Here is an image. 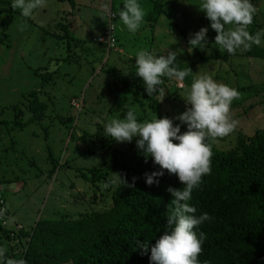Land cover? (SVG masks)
<instances>
[{"label":"trees","instance_id":"1","mask_svg":"<svg viewBox=\"0 0 264 264\" xmlns=\"http://www.w3.org/2000/svg\"><path fill=\"white\" fill-rule=\"evenodd\" d=\"M65 2L69 4L70 9L75 8L74 0H57V3L61 5ZM150 2L151 12L146 14L141 25L144 23L143 29L151 25L152 35L156 23L163 15L170 20L172 18V21L181 17L177 11L181 1L151 0ZM251 2L257 11L252 23L247 26V31L255 34L257 30L264 29V5L259 6L260 0H251ZM111 3L114 17L118 18V13L113 10V0ZM0 4L3 3L0 2ZM5 4L8 3L3 5ZM167 5L168 9L164 10ZM9 11V16H11L14 10L10 8ZM72 13L68 11L67 15ZM189 14L192 16L185 20L182 27L174 23L175 32L170 39L172 46L169 50L176 51L178 68L188 67L193 73L207 72L210 75L213 74L212 78L217 80L220 75L214 72V64L225 63L231 67L246 58L258 63L262 62L264 65V37L259 45H252L246 50L238 49L229 54L213 43L215 32L209 28L206 34L209 44L205 50L191 49V46H188L189 36L200 27H207L209 21L198 9ZM70 17L72 16H68L69 19ZM69 19L59 20L53 24L51 30H46L45 33V36L56 45L55 47L59 44L66 45V52L63 54L58 52V57L50 56L52 59L48 60L47 64L33 65L28 68L38 79V89L24 95L25 102L0 109V116L8 110L13 113L11 120L2 119L0 125L21 131L29 125L41 124L42 120H46L45 118H49L47 120L52 123L54 121L61 124L69 123V127L73 125V118L63 117L56 111L54 99L47 92V89L52 90L55 87L54 81L59 62L70 63L73 54L75 55L74 62L79 63L80 56H77V53L81 48L75 46L74 51L71 50V46L80 41L71 36ZM28 21L31 25L34 24L33 21ZM7 27L8 23L2 24L0 45H4L8 39ZM142 28L134 34L131 33L135 37L134 41L140 38ZM103 29L99 34L100 38L105 37L106 30L103 31ZM118 37L117 28H115L112 47L96 42L101 48V54L99 57L94 55L90 65L88 62L90 75L99 77L105 73L110 75L111 72L119 71L112 68L108 72L105 69L107 63L104 62V59L106 61L108 54L112 52L114 45H118ZM166 52L156 49L153 53L161 55ZM128 61V65L131 61L133 62L131 74L114 76L125 96L113 106L116 110L113 118L122 117L126 110L125 105L130 106L131 103L140 106L142 113L137 116L141 122L150 120L154 113L157 118H172L185 110L186 105L183 98L193 73L186 76L182 82L164 77L161 87L164 88L166 95L159 102L158 96L146 94L143 82L135 75V55L129 57ZM50 66L53 69H50ZM237 73L235 75L241 78ZM229 78L228 71L222 77L224 84L229 83ZM244 78L247 79L245 75ZM177 82L183 83L182 89L180 85L178 89L176 88ZM230 85L239 92V97L233 100L230 107L236 108L244 100H252L249 108L260 106L264 110V85L262 83L250 82L242 86L236 80L235 86ZM72 101L79 117L80 114L86 115L84 113L87 111L95 112L90 110L89 103L82 101L79 110V102ZM110 103L102 105V112L97 116L104 120H107V117L112 118L111 113L114 109L105 108ZM164 104L169 105L171 110L162 114V108L167 106ZM70 107L73 109L72 106ZM97 125L100 126V123ZM184 130V126L181 125V132ZM254 130L252 136L237 138L236 146L228 150L217 149L208 140L212 146L210 172L202 177L189 201L196 207L197 215L207 212L211 217L210 220L198 226L199 231L205 234L202 252L198 255V259L202 262L206 261L207 264H264V125ZM99 131L101 133L90 135L97 144L96 147L86 152L82 151L80 154L95 155L99 150L107 149L109 152L106 153L100 165L74 168L70 166L69 161L59 164V159L53 156L51 148L47 145L45 148L46 161L50 166L45 173H39V176L45 174L46 179L50 180L57 169H73L79 182L70 183L69 189H76L77 192L82 189L77 197H79L78 200L83 199L79 201L81 204L88 202L89 211L75 212L73 215L59 214L52 219H39L34 226L26 230L16 224L14 230L5 224L7 213L0 194V209L3 210V214L0 215V248L7 249L5 250L6 259L23 258L26 264H149L148 255L141 254L140 250L135 248V242L147 241L150 246L155 243V239L165 230L166 216L173 207L172 197L166 189L169 186L178 188L181 185L176 176L168 174L167 170H164V175L158 178V184L147 185L145 174L158 170L159 166L153 164L150 157L146 159L136 148L135 138L132 142H116L104 135L103 128ZM44 133V140H47V133L45 131ZM30 166L34 164L30 163ZM115 175L123 183L120 184ZM18 179V176L10 179L0 177V185L7 182L15 183ZM102 185H104V191H100L97 197L92 196L93 190H100ZM97 202L103 205L100 206ZM2 222H4L3 225Z\"/></svg>","mask_w":264,"mask_h":264},{"label":"rangeland","instance_id":"2","mask_svg":"<svg viewBox=\"0 0 264 264\" xmlns=\"http://www.w3.org/2000/svg\"><path fill=\"white\" fill-rule=\"evenodd\" d=\"M150 1L140 0L141 6L145 10V16L151 12ZM172 1L182 2L177 10L181 17L172 21V18L170 20L166 15H163L156 23L153 35L150 33L152 26L147 25V28L144 26L143 29V23L140 27L143 30L140 31L138 41H134V35L126 32L119 17L113 21L118 26L119 43L114 45L108 56L106 55L107 60L104 59V62L107 63L105 69L108 72L112 68L119 71L111 72L110 75L105 73L97 77L90 75V68L87 64L89 62L90 65L94 55L99 57L101 54V48H98L93 40H97L94 35H97L108 21L109 4L106 0H74V9H70L66 2L61 5V3H57V0H46L45 6L34 9L29 18L22 17L19 9H13L14 12L9 16L11 0H0L3 4L8 3L0 4V36L2 35V24L8 23L6 32L8 39L4 45H0V109L25 102L24 95L38 89V79L28 68L33 65L47 64L48 60L52 59L50 56L58 57V52L61 54L66 52V45L59 44L55 47L53 41L45 36L46 30H51L54 23L62 19L68 20V16H72L69 19L71 25H69V31L71 36L79 40L80 43L72 44L71 50H74L75 46L81 48H77L79 51L77 56H80L79 63L74 62L75 55L72 53L70 63L59 62L57 66L59 69L56 70L54 81L55 87L52 90L47 89L50 97L54 99L56 111L63 117L73 118L71 127H69V123L61 124L55 121L52 123L47 120L49 118L42 120L41 124L29 125L21 131L11 130L10 126L0 125V177L6 179L19 177L15 183L7 182L0 185V194L7 213L5 224L8 228L15 230L17 224L26 230L34 226L39 219H52L59 214L73 215L75 212L89 211L88 202L81 204L79 201H83V199L78 200L79 197H77L82 189L78 192L76 189H69V185L79 182L73 169H57L50 180L46 179L45 174L39 176V173H45L50 166L46 161L45 148L47 145L51 148L53 156L59 159V164L69 161L70 166L74 168L100 165L106 153L109 152L107 149L99 150L95 155L80 153L96 147L97 144L90 135L100 132L99 130L103 128L104 124L114 117L116 110L113 106L125 96L114 76L131 74L133 62L131 61L128 65V58H131L140 49L153 50L152 52H155L156 49L162 51L171 49L170 39L175 32L174 23L182 27L185 20L192 16L189 13L198 9L200 4V0ZM113 2V10L118 13L123 0H113ZM259 3V6L264 5V0H260ZM167 9L168 5L164 7V10ZM65 10L73 13L67 15ZM28 20L33 21L34 24L31 25ZM25 24L27 26L21 30V26ZM244 59L231 67L225 63L214 64V72H218V76L220 75L216 81L224 84L222 77L229 71L230 78L227 83L229 86H231L230 84L235 86L236 80L242 86L250 82L264 85L263 63H258L253 59ZM50 67L53 69L52 66ZM239 72L243 73L247 79ZM236 73L240 74L241 78H238ZM179 85L182 89L183 83L177 82V89ZM43 100L45 99L43 98ZM72 100L79 102V110L82 101H84L86 104L89 103L90 110L95 112L87 111L84 113L86 115L80 114L79 117ZM251 101L244 100L236 108L230 107V114L237 121V125L227 136L209 139L215 148L220 150L234 148L237 138L252 136L255 128H261L264 125V110L260 106L249 108ZM108 103H110L109 106L105 108L111 107L114 110L111 113L112 118L107 117V120H104L97 114L102 112V105H108ZM125 106L134 108L139 116L142 113L139 105L131 103L130 106ZM170 110L171 108L167 105L162 108V114L170 112ZM12 118L13 113L10 110L0 116V120H11ZM97 123H100V126ZM44 131L47 133V140H44ZM30 163H33L34 166H30ZM103 186L100 190L94 189L92 196H99L100 191H104ZM97 204L103 205L100 202ZM3 224L4 222H2Z\"/></svg>","mask_w":264,"mask_h":264},{"label":"clouds","instance_id":"3","mask_svg":"<svg viewBox=\"0 0 264 264\" xmlns=\"http://www.w3.org/2000/svg\"><path fill=\"white\" fill-rule=\"evenodd\" d=\"M45 3L46 0H11V8L19 9L22 17L29 18L34 9L44 7ZM111 6L112 3L108 14L113 13ZM198 10L204 13L209 25L200 27L189 36L188 46L191 49L205 50L209 44L206 35L209 28L215 32L213 43L229 54L259 45L264 37V29L257 30L255 34L247 31L257 11L251 0H200ZM118 16L124 28L134 34L143 22L145 10L140 0H123ZM115 19H109L108 15L103 31L109 26L117 28L113 22ZM228 25L234 27L228 28ZM26 26L22 25L21 30ZM99 34L96 39L100 38ZM96 42L99 43L93 40V43ZM176 61L177 54L173 50L161 55L145 49L136 52L135 75L143 82L148 96H158L160 102L166 95L161 87L164 77L182 82L193 73L188 67L178 68ZM238 97L239 92L234 87L217 82L207 72H195L183 98L185 110L178 115L157 118L154 113L150 120L141 122L136 110L127 107L122 117L112 118L104 124L106 137L116 142H132L135 138L136 148L146 159L150 157L152 163L159 166L158 170L145 174L147 185L158 184L164 170L174 174L181 185L166 189L172 197L173 207L166 216L165 230L155 243L150 246L147 241L135 242V248L148 255L149 264H207L198 259L205 239L198 226L211 217L207 212L197 215L196 207L189 201L202 177L210 172L212 146L208 140L227 136L237 125L230 114V106ZM181 125L185 129L183 132ZM117 179L120 184L123 183ZM0 264H26V261L23 258L6 259L5 250L0 248Z\"/></svg>","mask_w":264,"mask_h":264},{"label":"built area","instance_id":"4","mask_svg":"<svg viewBox=\"0 0 264 264\" xmlns=\"http://www.w3.org/2000/svg\"><path fill=\"white\" fill-rule=\"evenodd\" d=\"M106 2L110 5L111 0H106ZM109 19H113L114 18V14L109 12ZM113 26H109L105 32V37H101L98 38L97 41H99V43H104L107 44L109 47H112V45L114 44V38H113Z\"/></svg>","mask_w":264,"mask_h":264},{"label":"crops","instance_id":"5","mask_svg":"<svg viewBox=\"0 0 264 264\" xmlns=\"http://www.w3.org/2000/svg\"><path fill=\"white\" fill-rule=\"evenodd\" d=\"M102 28H103V27H102ZM102 28L99 30V33L101 32ZM99 33H98V34H99ZM98 34H97V35H98ZM97 35H94V36H97ZM94 36H92V37H94Z\"/></svg>","mask_w":264,"mask_h":264}]
</instances>
